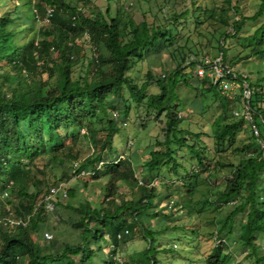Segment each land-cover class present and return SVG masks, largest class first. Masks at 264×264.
Instances as JSON below:
<instances>
[{"label": "trees", "instance_id": "1", "mask_svg": "<svg viewBox=\"0 0 264 264\" xmlns=\"http://www.w3.org/2000/svg\"><path fill=\"white\" fill-rule=\"evenodd\" d=\"M184 1L185 6L177 11L166 0L168 9L162 7L161 15L155 16L153 21H149L145 14L124 17L122 8L115 16L107 10L103 19H94L85 14V8L78 7L69 0H36L33 5L36 10L35 19L28 17L21 21L19 11H9L0 16V65L4 64L6 68L0 69V194H12L9 196L8 193L4 198L12 205V214L7 212L6 217L29 218L26 227L0 224V264H75L78 256L80 264H91L96 256L101 259L100 264H116L115 252L104 258L91 247L90 243L93 241H106V235L102 230L93 227L89 218H95V222L101 221V226L107 223L111 240L117 245L132 229L128 223L129 217L134 218L132 224L138 225L139 231L150 245L131 257L132 264H158L157 254L161 250L157 245L158 235L166 226L157 231L151 229L159 225L156 219L160 213L158 209L150 213V209L166 199L167 206L163 211L168 209L169 201H172L174 210L183 203L188 209L192 207L191 188L184 192L173 191L183 197V202L180 203L170 196V186L166 185L158 190L157 185H152L160 176L161 160L172 162L168 179L184 178L186 174V177L191 176L193 174H188V169L183 167L184 172H180L178 150L188 151L198 162L196 167L203 168L206 166L204 160L207 159L208 151L216 153L228 138H233L240 126H246L251 140L234 149L239 156L238 164L219 165L234 168L236 173L225 179L226 186L216 191L214 199L206 198L208 202L219 207L230 206V211L215 219L214 236L217 245L209 249L205 260L208 264H249V261L253 264H264V149L256 142L257 138L245 119H228V115H232L239 106L240 95L228 99L208 78L192 73V68L204 64V56L200 59L188 58L183 54L184 44H181L192 39L190 26L200 32L201 28L211 25L210 20L230 27L233 35L238 34L246 21H257L264 17V0H261L257 13L250 19L241 17L232 21L230 14L239 12L238 6H233V0H222L221 6L217 8V0ZM0 2L1 5H7L6 0ZM171 10L172 14L167 16L166 12ZM161 16L164 17L163 20ZM41 19H46L45 25L35 29L40 37L35 40V33L33 38L20 43L17 39L20 38L19 31L11 27L19 21L22 25L19 28L21 32L26 24L34 28ZM82 36L87 38L85 42L90 43L92 52L89 54L84 74L73 80L75 62L86 55L80 45L74 42L75 38ZM230 36L224 33L223 40ZM70 39L73 40L71 43ZM248 40L253 45L252 54L259 57L260 69L254 79H245L238 75L237 80H241V86H247L250 91L246 101L254 114L260 138L264 140V19L248 36ZM51 48L59 51L57 58L51 55ZM165 48L170 50L176 68L168 75L163 74L164 77L147 72L146 79L139 85L128 73L138 60L148 61ZM219 48L222 52L223 46L219 44ZM221 54L226 62L225 55L223 52ZM188 61L189 64L185 65ZM163 66L166 63L163 62ZM184 69L189 72H184ZM229 79L231 80V76ZM179 81L187 88L196 90L192 103L186 101L189 104L187 107L183 101L186 92L179 93ZM148 90L152 92L146 93ZM126 93L132 95L136 102L135 107H141L144 116L148 118L153 114L155 119H159L163 114L165 119L164 141L156 143L163 149L150 151L149 160L144 161L141 167L143 176L149 181L140 180L142 184L131 174L134 165L132 160L119 159L117 162L107 163L103 160L104 150H112L114 147L115 134H119L126 127L130 107H118L114 101L119 98L125 106ZM207 99L210 100V105H219L221 112L215 116L217 118L214 121L204 122V125H208L207 131L202 127L199 133L189 136L180 127L182 120L179 119L178 109L185 111L187 115L190 112L188 108L194 107L197 112L200 111L199 114L205 116ZM81 137L100 150L93 161H88L93 167L98 166L92 170L90 177L96 178L100 171L96 170L102 166L108 169L110 178L107 184V202H113L109 208L98 209L87 201L83 205L73 203L77 197L72 191L67 190V201L55 197L53 200L56 212L61 208L65 211L71 210L79 216L73 224L81 230V242L63 244L62 249H58L57 242L52 247H43L35 241L31 233L39 228V220L47 214L43 201L48 189L43 193L41 191L44 181L33 180L34 187L37 188L34 193L24 188L17 192L7 191L9 183L19 177H23L25 182L31 181L33 169L36 173L43 174L49 164L53 166L58 160L79 159L81 154L77 141ZM202 137L204 147L199 149L197 143ZM209 140L214 144L213 149ZM24 158L27 163L23 161ZM100 162H103L101 166L98 165ZM77 163V167L73 166L75 174L82 170L88 171L85 165L78 161ZM196 167L192 168L193 173L196 172ZM121 182L136 185L139 195L133 197L132 201L121 197L117 204L114 200L118 196L117 189ZM37 206L39 213L35 219L34 211ZM241 214L244 219L238 223L237 218ZM151 220L155 222L153 225L149 223ZM195 242L196 240L192 241ZM239 247L247 252L236 262L231 259L235 255L232 251ZM52 250L56 252L53 253Z\"/></svg>", "mask_w": 264, "mask_h": 264}, {"label": "rangeland", "instance_id": "2", "mask_svg": "<svg viewBox=\"0 0 264 264\" xmlns=\"http://www.w3.org/2000/svg\"><path fill=\"white\" fill-rule=\"evenodd\" d=\"M36 0H6L7 5H1L0 2V16L6 15L7 12H17L19 11V15L22 16L20 20L25 21L26 18L30 17V19H35L36 10L33 5ZM72 4H77L78 7L86 9V15L92 16L94 19H103L105 16V12L109 10V14L115 16L120 8L124 10V17H128L129 15H139L145 14V16L149 19V21H153L155 16L161 15V8L168 9V6L171 4L173 8L177 11L182 9L185 6L184 0H169V5L166 0H86V1H78V0H69ZM238 1V2H237ZM261 0H233V6L237 5L239 12L233 15L230 14V20L241 19V17L251 18L253 17L257 11ZM222 0H217L215 4V8L221 6ZM172 14L171 12H166V15ZM162 20L164 17H160ZM264 17L259 18V20H248L245 22L244 28L236 35H233V31L230 27H225V25H221L215 20H210L208 28H201V30L195 31L193 26L191 28L190 34L193 36L186 44L185 41L181 44L183 45V54L188 56V58L200 59L201 56H204V59H208L209 61H217L219 56H221L222 52L225 55L226 64L237 73L241 78L245 79H254L257 77L256 72L259 71L260 67L258 65V56L252 54L253 45L250 40H248V36H250L255 27L261 25ZM46 21V19H45ZM45 21L42 19L38 21L34 28L32 26L29 27L30 24H26L23 27V30H19L22 27L21 22H17L16 25L11 28L15 31H19L20 38H17L20 43L26 42L29 38H33L36 33L35 40H37L40 36L37 33L38 31L35 29L45 25ZM164 23V21L162 22ZM161 24V20L159 21ZM230 34L231 36L223 40V34ZM18 36V35H17ZM19 37V36H18ZM73 40H69L71 43ZM87 38L78 37L74 39L75 44H79L83 49L85 58L78 59L75 62V66L72 70V79H77L80 75L84 74L86 70V64L88 63L89 54H91V49L89 48L90 43L85 42ZM219 44L223 46L222 52L219 50ZM103 46V45H102ZM187 46V47H186ZM104 47V46H103ZM105 51V49L103 48ZM158 55L154 57H150L148 61L146 60H138L133 66V69L128 73L130 76L134 78V80L142 85L143 81L146 79L147 72H153L154 74H160L164 77L163 74L168 75L171 70L176 65L174 63V59L170 56V50L162 49L157 52ZM59 51L51 48V55L54 57L59 56ZM88 57V58H87ZM163 62L166 63V66H163ZM5 63V62H4ZM189 64V61L185 64ZM183 67V66H182ZM6 68L4 64L0 65V69ZM186 69V68H185ZM184 72H189L185 70ZM199 67H195L191 69L192 73H198ZM208 77L213 78V74L208 72ZM202 76V75H200ZM166 77V76H165ZM208 78V80H210ZM28 79V78H27ZM233 90L230 94L226 95H240V104L239 106L232 112V115H228V119L242 118L243 110L247 107L243 94L241 92L244 91V87L241 86L242 81L232 80ZM179 93L181 91L186 92V97L183 98L185 102V106L192 103L194 96L196 94V90L194 88H187L184 84L179 81ZM229 83V82H228ZM6 87H4L5 89ZM222 92V90H220ZM152 90L146 91V93H151ZM227 97V96H226ZM111 99V98H110ZM108 99L107 101H110ZM229 99V98H228ZM125 100H127L126 105L123 106V102L119 101V98L114 99L116 101V105L118 107H127L129 106V111L127 114L126 127L119 134H115L114 136V147L112 150L106 148L103 152L104 158L103 160L107 162L113 161L117 162L119 159H130L133 161L134 165L131 170L132 176L137 180H143L145 182L149 181L143 176L142 165L144 161L149 160L150 151L154 149H163L156 143L158 141H164V115H160L159 119H155L152 114L151 117L144 116V112L141 110V107L136 105V102L133 101V97L131 94H127L125 96ZM192 100V101H191ZM186 101L189 104H187ZM210 100H206V109L207 114L202 116L197 112L194 107H189V114L186 115L185 111L179 110L180 113L179 119L182 120L180 127L185 129L189 133V136L192 133H199L202 127H205V131L209 128L208 125H204L205 121H214L217 117V114L221 112L219 105H210ZM210 106V107H209ZM187 107V106H186ZM200 109V106L197 107ZM194 110V111H193ZM241 111V114L238 112ZM116 113V112H115ZM162 121V122H161ZM204 125V126H203ZM202 137L197 143V147L201 149L204 147ZM248 140H251L250 132L247 130L246 126H240V128L234 133L233 138H228L224 146L221 147L216 153L212 150H209L207 153V159L204 160L206 166L203 168L196 167L198 162L192 156H190L189 152L184 150H178V162H180L181 169L180 172L183 173L184 169H188V174H193L191 176L180 179H168V176L171 174L172 170V162H167L166 159L161 160L160 162V176L153 181V185H157V189L161 190L164 186H170L171 192L170 196L174 197L178 202H183V197L178 196L177 193L173 192L174 190L179 192H184L186 189H192V203L191 206L186 208L184 203L180 205L176 210L173 207H169L171 201L168 202V209L164 210L167 206L166 200L163 201L162 204H155V207L150 209V213L154 212V210L158 209L160 216L156 220L159 221V225L153 226L151 229L153 231H157L159 228L164 229L162 226H166L159 235H158V246L160 252L157 254L158 264H208L205 258L209 254V249L215 245H217L215 241V230L216 226L214 225L215 219L219 216L224 215L225 212L230 211V206H222L219 207L213 203H210L206 200L207 197L214 199L215 193L217 190H222L226 186V178L230 175H234L236 173V169H232L230 167H220V164H238L239 156H237L234 152V149H238L243 143H247ZM253 141V140H252ZM78 149L80 150L81 156L77 160H58L57 163H54L53 166L49 164L46 169V172L43 174H38L33 169L32 180L24 181L23 177H19L13 182L9 183V187L7 189L12 191H19L22 188L28 189L30 192H35L37 190L34 187L33 180H43V184L41 185L42 193L45 192L53 185H58L63 183V186L66 190L72 191L76 194V200L73 203H79L83 205L84 201L90 202L92 207L100 208L103 207H111L113 201L107 202V184L110 178L107 173L108 169L106 167H101L96 171L100 170L94 178L90 177V173H86L84 175H79V173L74 172V163L80 162V164L85 165L88 171H92L97 168L93 167L88 161H93L97 154L100 153V150L93 143L89 144L85 138H79ZM211 140H209V143ZM257 142V141H256ZM213 149V143H210ZM261 148V146H260ZM264 149V148H262ZM222 151V153H221ZM25 163H27V159H23ZM170 161V160H169ZM29 163V162H28ZM102 163L98 165L101 166ZM104 165V164H103ZM183 167V168H182ZM196 167L192 172V168ZM90 169V170H89ZM199 171V172H198ZM93 177V178H92ZM167 177V178H166ZM183 179V180H182ZM37 183V182H36ZM133 183V181H132ZM133 185V184H132ZM118 196L114 200L115 203H119L121 197H124L127 200L132 201L133 197L139 195V188L136 185H129L125 183H120L118 186ZM9 193V192H8ZM12 194L9 193V196ZM10 199V198H9ZM111 199V198H110ZM12 200V199H10ZM182 201V202H181ZM14 204V203H13ZM10 211H7V209ZM5 210V212H4ZM12 205L9 204L6 200L0 201V218L3 216H7V212L11 213ZM55 210V209H54ZM182 210V211H181ZM163 211V212H161ZM39 213V207L37 206L34 211V218L36 219L37 214ZM44 217L39 220V228L36 231H32V237L38 242L40 245L52 247L55 245V242L58 243V249L63 248V244H79L81 242L80 233L81 230L79 228L74 227V222L78 220L79 216L71 210L65 211L61 208L53 212H46ZM223 213V214H222ZM243 215H239L237 218V222L243 220ZM155 220V221H156ZM134 221L133 217H129L128 223L130 224V231L126 234L123 239H120L118 244H114L113 240H111L109 225L106 223L104 226H101V221L95 222V218H89V222L93 224L96 229H100L104 232L106 241L98 239L95 242H91L90 245L93 248L94 252L101 253L104 258L107 255H111L115 252L114 261L116 264H132V259L136 253L141 252L142 250L149 248L150 245L148 241L143 237L141 231H139L138 225L132 224ZM150 225H153L155 222L151 220ZM38 224V223H37ZM125 229V228H124ZM126 230V229H125ZM124 231V230H123ZM50 233L53 235V240H45L43 238V233ZM217 237V236H216ZM179 240V242H177ZM193 240H196L195 243H192ZM219 243V242H218ZM0 245H1V230H0ZM175 247V248H171ZM51 252H56L52 250ZM235 255L231 257L233 261H239L243 255L247 252V250H242V247L235 248L232 251ZM75 264H80L79 256L76 258ZM101 259L96 256L94 258V262L91 264H100ZM249 264H253L252 262Z\"/></svg>", "mask_w": 264, "mask_h": 264}, {"label": "built area", "instance_id": "3", "mask_svg": "<svg viewBox=\"0 0 264 264\" xmlns=\"http://www.w3.org/2000/svg\"><path fill=\"white\" fill-rule=\"evenodd\" d=\"M48 12H51V10H48ZM204 64L197 66L199 67L198 69V73L200 75L197 74V72H195L198 76L200 77H205V78H209L208 77V72L211 71V73L213 74V78H209L210 81L213 83V85L218 86V88L220 90H222V94H230L232 93L233 90V85H232V80L238 81V74H236L230 67L228 64H226L223 61V56H219V59L217 61H209L208 59H203ZM231 76V80L229 79V77ZM229 82V83H228ZM239 82V81H238ZM245 89L243 91V96L246 102L247 107L243 110V114L242 116L244 117L245 121H247L250 125L251 130L253 131V134L255 135V137L257 138V142L259 143V145L261 146V148H264V140H262L260 138V133H259V128L256 125L255 121H254V114L252 112V110H250V108L248 107V103H247V99L250 96V91L248 90L247 86H243ZM229 99H234L236 97V94L231 96V95H226ZM238 114H241V111L238 112ZM103 163V162H100ZM78 163L75 162L74 163V167H77ZM86 173H93L92 171H84L82 170L79 175H84ZM140 184H142L141 181H139ZM153 185V184H152ZM8 196V193H4V194H0V201L4 200V198ZM61 197L63 200H68L69 196H68V192L67 190L64 188L63 183L58 184V185H53L51 186L48 191L47 194H45L44 196V206H45V211L46 212H52L55 209V204H54V198L55 197ZM169 207H172V201L171 204L169 205ZM7 211H10L9 207L7 209ZM11 214V213H10ZM0 224L4 225V226H9V227H15V226H24L26 227L29 224V218L27 219H21V218H14V217H3L2 219H0ZM53 237L52 234L46 232L43 233V238L45 240H51Z\"/></svg>", "mask_w": 264, "mask_h": 264}, {"label": "clouds", "instance_id": "4", "mask_svg": "<svg viewBox=\"0 0 264 264\" xmlns=\"http://www.w3.org/2000/svg\"><path fill=\"white\" fill-rule=\"evenodd\" d=\"M11 214H12V212H11ZM4 217H6V216H4Z\"/></svg>", "mask_w": 264, "mask_h": 264}]
</instances>
